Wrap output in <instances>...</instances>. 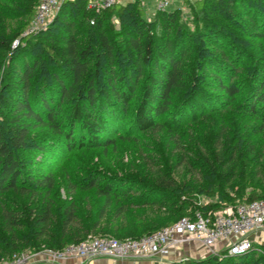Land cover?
Listing matches in <instances>:
<instances>
[{"label":"trees","instance_id":"trees-1","mask_svg":"<svg viewBox=\"0 0 264 264\" xmlns=\"http://www.w3.org/2000/svg\"><path fill=\"white\" fill-rule=\"evenodd\" d=\"M39 1L24 0L19 9L22 0H14L9 11L21 12L29 25ZM87 3L64 0L51 24L25 36L17 48L12 47L15 36L0 34V62L10 59L0 78V196L31 195L37 188L48 198L55 190L53 174L39 180L26 176L28 150L43 155L40 161H57L66 151L112 145L125 131L154 129L160 123L176 131L227 107L264 121V0H188V13L177 6L157 10L152 18L145 17L141 0L101 12ZM35 130L43 131L35 135ZM250 145L229 144L222 158L218 153L202 156L212 189L208 194L220 199L201 206L203 212L264 198V144ZM87 178L78 186L83 198L75 196L58 211L49 203L23 219L14 206L0 201L4 229L14 241L31 242L33 235V245L45 241L62 248L90 233L137 238L161 228L151 223L123 230L118 222L135 213L133 208L154 206L173 194L133 190L132 178L116 174ZM235 179H240L239 188L229 194L225 188ZM176 195L178 212L194 215V198L183 201ZM53 221L59 231L47 238ZM22 227H28V234H19ZM16 248L0 236V261ZM161 264H264V253L256 247L239 255L225 250Z\"/></svg>","mask_w":264,"mask_h":264},{"label":"rangeland","instance_id":"rangeland-1","mask_svg":"<svg viewBox=\"0 0 264 264\" xmlns=\"http://www.w3.org/2000/svg\"><path fill=\"white\" fill-rule=\"evenodd\" d=\"M13 1H0V34L15 36L12 47L17 41L16 47H13L17 48L20 44H24V37L27 36L25 32L29 25H24L26 18L25 15H21V12L15 13L9 11ZM126 1L122 0V2ZM192 1L190 0V2ZM23 2L24 0L18 3L19 9L23 7ZM141 3L145 10V17L152 18L157 11L156 1L141 0ZM187 4L188 0H173L169 8L173 9L177 6H182L184 12L188 13L189 7ZM198 5L201 6L202 2L200 1ZM188 17L189 25L194 27L193 17L190 14ZM247 41L250 45L255 44V39L250 36L247 37ZM9 64V57L0 62V78L3 72H6L8 69ZM230 129L231 131H229ZM41 131L35 130L34 134H39ZM258 141L264 144V121L243 110L227 107L213 111L198 121L186 122L176 131H170L163 127L162 123L158 124L154 129L145 131H135L132 133L125 131L121 135H117L116 141L112 145L107 147L77 148L66 151L65 156L59 157L57 161H40L43 159V155L34 150H28L24 152L23 170L26 176L39 180L48 174H53L56 185L55 190L48 198L41 189L37 188L31 195L25 196L20 195L18 192H6L0 196V201L14 206L17 215L26 219L28 215L36 213L37 210L46 207L49 203L53 204L54 208L58 211L75 200V196L83 198L85 193L81 192L78 186L81 184L85 185L88 180L87 177L91 175L102 177L116 174L132 178L136 183V185L133 184V190L152 188V190L156 189V192L173 194V197L165 199L154 206H145L141 209L133 208L137 213L133 211L129 212L127 220L123 218L118 222V226H121L123 230L132 225L141 226L142 224L150 225L151 223L156 228H160L171 219L175 220L180 218V216H185L183 212L179 213L177 208L173 206L177 202L179 204V201L175 202L177 199L176 194L181 195L183 201L186 198V201H189L193 197L192 202L198 204L195 213L202 211L201 206L220 200L218 196L212 197L208 194V191L212 189L207 180V168L202 161L204 154L212 153V156L218 153L222 158L229 144L230 146H235L236 143L237 145L246 144V147L249 148L251 143L256 144ZM238 182H240V179L233 180L225 188L226 192L235 194V190L239 188ZM237 198L243 199L244 197L238 195ZM96 200L99 203H103V197H98ZM92 201V198H90L89 203L86 205ZM116 204L117 201H114V205ZM230 205L232 204L224 205L223 208ZM133 214L138 216L133 217ZM137 217L141 219L137 221ZM17 231L19 234L26 232L28 234V227L17 228ZM56 231H59L58 222L53 221L47 238L56 235ZM98 235L90 233L80 240ZM0 236L5 238L7 244L10 242V244H15L17 247L12 256H6L0 262L19 259L32 253L41 254L46 249H62L68 244L76 243L75 240L69 241L62 248H54L45 241L33 245V235H29V238L32 240L31 242L14 241L12 240V234L4 229L1 214ZM131 236L133 235L125 234L120 236V239H124L123 237L133 238ZM116 238H119V236ZM255 247L264 253V240L256 243ZM199 251H197V254L181 253L182 255L173 256L166 261L183 262L190 258L202 259L213 255L210 250L205 254H200ZM86 263L92 264L82 261L79 264Z\"/></svg>","mask_w":264,"mask_h":264},{"label":"built area","instance_id":"built-area-1","mask_svg":"<svg viewBox=\"0 0 264 264\" xmlns=\"http://www.w3.org/2000/svg\"><path fill=\"white\" fill-rule=\"evenodd\" d=\"M64 0H40L25 35L45 29ZM157 10L168 9L173 0H155ZM122 0H88V8L101 12ZM17 41L13 44L16 47ZM264 240V198L249 202H237L217 211H199L194 215L180 217L151 233L137 238H116L111 236H90L62 249H46L41 254L32 253L19 259L0 264H25L36 256H45L53 264H62L67 259L90 262L97 258L118 261L155 259L165 262L173 256H180L186 247L199 243L211 253L227 250L229 255L250 251L256 243Z\"/></svg>","mask_w":264,"mask_h":264},{"label":"crops","instance_id":"crops-1","mask_svg":"<svg viewBox=\"0 0 264 264\" xmlns=\"http://www.w3.org/2000/svg\"><path fill=\"white\" fill-rule=\"evenodd\" d=\"M197 251H199L200 254H205L207 251L209 252V249L202 244L193 243L185 248L184 253L188 252L191 254H197ZM81 261L82 260L80 259H67L64 260L62 264H79L81 263ZM110 262L111 260L107 258H97L93 260L92 264H109ZM25 264H53V263L47 261L45 256L41 255V256H36L35 258H31ZM117 264H158V262L155 259H139V260L136 259V260L118 261Z\"/></svg>","mask_w":264,"mask_h":264}]
</instances>
